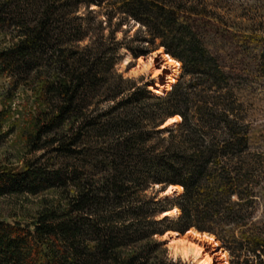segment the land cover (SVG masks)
Wrapping results in <instances>:
<instances>
[{
    "label": "trees",
    "instance_id": "1",
    "mask_svg": "<svg viewBox=\"0 0 264 264\" xmlns=\"http://www.w3.org/2000/svg\"><path fill=\"white\" fill-rule=\"evenodd\" d=\"M204 2L0 0V76L32 84L41 104L27 142L76 159L64 174L45 173L38 160L0 167V197L65 191L60 211L44 210L29 226L0 221V264H185L156 238L222 232L228 204L253 217L248 127L220 105L226 75L194 28L209 15ZM130 23L134 36L117 40ZM122 48L133 57L163 49L194 84L151 95L117 72ZM198 86L216 91L213 104L195 95ZM175 116L179 123L163 127ZM166 187L182 191L157 200ZM172 209L180 212L173 221L156 220ZM242 234L245 242L215 237L229 253L252 254L241 264H264V233Z\"/></svg>",
    "mask_w": 264,
    "mask_h": 264
},
{
    "label": "rangeland",
    "instance_id": "2",
    "mask_svg": "<svg viewBox=\"0 0 264 264\" xmlns=\"http://www.w3.org/2000/svg\"><path fill=\"white\" fill-rule=\"evenodd\" d=\"M204 1L209 15L204 18L195 17L194 28L226 75L227 85L220 91V105L232 109L236 120L248 127L250 136L248 153L250 158L254 159L257 181L253 217H244L242 208H232L228 204L226 215L224 214L226 216L224 230L221 232L213 228L208 234L225 237L226 240L229 235H233L245 242L242 233H264V0ZM130 28L127 35L117 32L116 39L122 41L134 36L137 26L130 23ZM122 30H125L124 26ZM142 36L143 33H138V39ZM2 45L4 40L0 35V46ZM132 45L136 47L137 42ZM147 50V54L133 57L124 48L120 49L121 59L116 65L117 72L124 78L134 80L139 86H145L151 95H154L153 89L161 93L169 92L171 87H168V78L172 76L173 69L165 66L161 58L155 54L160 49ZM187 81L194 84L190 76L183 74L181 66L176 83ZM30 86L29 83H15L9 77L0 76V167L20 170L25 160L30 162L38 160L36 164L42 167L45 173L58 170L64 174L68 166L75 163L74 156L61 154L54 150L55 146L36 150L35 144L27 142V132L33 122L35 111L41 106L32 92L33 85ZM204 89L205 86H198L195 95L210 97L208 102L213 104L216 91L213 88ZM194 99L196 100V96ZM44 141H47V135H44L37 145H42ZM172 195L164 196L158 192L156 198L170 199ZM64 199L65 191L60 185L52 186L37 195L22 193L2 196L0 221L11 225L18 223L21 226H29L44 210L60 211L65 205ZM236 200L233 198V201ZM230 210L237 213V216L230 218L228 213ZM161 218L157 216L156 220ZM168 238L156 239L164 243L169 257L179 259L185 264H197L198 259L192 256L182 259L179 254L173 255ZM217 243L220 250L226 254V264H241L245 258L253 261V256L247 249L242 248L241 251L229 253L219 240ZM202 248L211 257V264H223L218 260L219 257L213 256L215 253L209 245L202 244Z\"/></svg>",
    "mask_w": 264,
    "mask_h": 264
},
{
    "label": "bare ground",
    "instance_id": "3",
    "mask_svg": "<svg viewBox=\"0 0 264 264\" xmlns=\"http://www.w3.org/2000/svg\"><path fill=\"white\" fill-rule=\"evenodd\" d=\"M155 54H157L161 58V62H163L165 66H169L170 68L173 69L172 76L168 78L169 79L168 87L172 88V86L177 81L178 71L180 69V63L174 61L169 56L165 55L161 49L155 52ZM153 91L155 95H162L164 94V92H166L164 91L161 93L154 89ZM179 122H180V118L178 116H175L173 118L168 119L164 123L163 127L173 125ZM181 191L182 190L180 187H169L164 193H162V195L169 196L174 194L175 192L177 194H180ZM178 214L179 211L177 209H172L170 211L161 214V217H168L174 219L177 217ZM167 237H169L168 245L170 246L173 255L179 254V256L182 259H188V257L192 256L193 258L198 259L197 264H211V257L202 248V244H207L213 249L215 253L213 256L219 257L218 260L222 261L223 264H226V254L220 250V247L216 239L212 235L199 233L194 229H190L184 234H178L175 232H166L161 237V239Z\"/></svg>",
    "mask_w": 264,
    "mask_h": 264
},
{
    "label": "water",
    "instance_id": "4",
    "mask_svg": "<svg viewBox=\"0 0 264 264\" xmlns=\"http://www.w3.org/2000/svg\"><path fill=\"white\" fill-rule=\"evenodd\" d=\"M166 190H167V187L164 190L160 191L159 194L164 193Z\"/></svg>",
    "mask_w": 264,
    "mask_h": 264
}]
</instances>
